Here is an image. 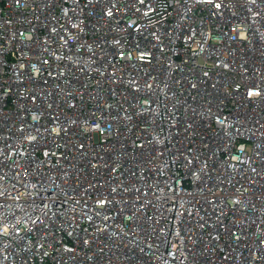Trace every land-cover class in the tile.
<instances>
[{
    "label": "built area",
    "instance_id": "2783aa9c",
    "mask_svg": "<svg viewBox=\"0 0 264 264\" xmlns=\"http://www.w3.org/2000/svg\"><path fill=\"white\" fill-rule=\"evenodd\" d=\"M0 264H264V0H0Z\"/></svg>",
    "mask_w": 264,
    "mask_h": 264
},
{
    "label": "snow or ice",
    "instance_id": "6c2138e0",
    "mask_svg": "<svg viewBox=\"0 0 264 264\" xmlns=\"http://www.w3.org/2000/svg\"><path fill=\"white\" fill-rule=\"evenodd\" d=\"M217 7H219V5H217Z\"/></svg>",
    "mask_w": 264,
    "mask_h": 264
}]
</instances>
